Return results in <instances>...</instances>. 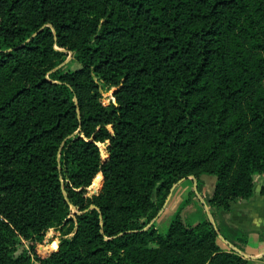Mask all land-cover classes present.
I'll return each mask as SVG.
<instances>
[{
  "label": "trees",
  "instance_id": "trees-1",
  "mask_svg": "<svg viewBox=\"0 0 264 264\" xmlns=\"http://www.w3.org/2000/svg\"><path fill=\"white\" fill-rule=\"evenodd\" d=\"M189 173L264 194V0H0V264H248L150 224Z\"/></svg>",
  "mask_w": 264,
  "mask_h": 264
},
{
  "label": "crops",
  "instance_id": "crops-1",
  "mask_svg": "<svg viewBox=\"0 0 264 264\" xmlns=\"http://www.w3.org/2000/svg\"><path fill=\"white\" fill-rule=\"evenodd\" d=\"M201 179L203 182L207 181L203 177ZM215 181V177H210L211 191L209 190L210 187L203 186V188L201 187V195L196 194L193 198L195 202L191 204H198L201 210L196 212L195 209V211L192 212L191 210L189 213L194 215L203 214L206 219H208V213L212 215L215 230L218 234L216 243L220 249L233 251L231 247H234L248 256V258H245L248 260V264H264V194L260 193V185L263 179L256 183L250 199L235 202L231 205L229 211L217 212L213 215V210L207 204V200L213 194ZM180 186H183V184L177 185L175 190L179 189ZM178 198L175 202L173 201V206L175 203H177V206L181 203L182 200H178ZM200 217L202 218V215ZM198 222L200 220L197 218L194 224Z\"/></svg>",
  "mask_w": 264,
  "mask_h": 264
},
{
  "label": "rangeland",
  "instance_id": "rangeland-1",
  "mask_svg": "<svg viewBox=\"0 0 264 264\" xmlns=\"http://www.w3.org/2000/svg\"><path fill=\"white\" fill-rule=\"evenodd\" d=\"M63 66H65L66 68L73 70L76 69L78 67L77 64L72 62L71 56L69 54V56L66 58V60L62 63ZM98 86H99V91L102 94V102L103 103H108L109 101L113 100L112 98V92L113 89L108 88L107 86L103 85L101 82H98ZM99 147L101 148V150L103 151V146L99 144ZM204 172V171H202ZM204 178V180H207L206 182L202 181L201 178ZM213 177L211 175H208L206 173H198V177H195L192 173H189L185 178H183L180 182H178L177 184H175L174 186H172V188L169 190V193L167 195L164 207L162 208V210L160 211L157 219H155L154 221L150 222V224L155 223V228L161 232V233H165L169 227V224L171 222V219L173 218V216L175 215L177 209L179 208L180 204L177 206V203L174 204L173 206V201L175 202V200L178 198L183 200H186L189 195L188 192L192 191L194 193V196L197 195H201V187L203 188V186H207L210 187V191L212 189V184L209 182V178ZM256 183H259V181L262 179L261 177L256 176ZM183 184V186H180L179 189H176V186L179 184ZM205 184V185H204ZM215 186V184H214ZM184 188V189H183ZM183 189V190H182ZM98 189H88V195L91 194H96L98 192ZM179 190V191H177ZM182 190V193H181ZM194 196L191 199V203L195 202L194 201ZM181 201V202H182ZM188 203L184 208L181 209L180 211V217L182 220V223L184 225H194L195 220H197V218L202 221L204 219H206L205 217H203V214H196L194 215L193 213H189L193 211L199 212V210H201L200 206L196 203ZM176 206V207H175ZM72 211H74L73 207H70ZM202 215V218L200 217ZM149 227V224L144 228L147 229ZM49 234L52 236L51 242L44 245L43 246V253H50L51 251H53L54 249H56L60 242H61V237H60V233L58 231H56L55 229H51ZM27 242L21 238H17V244H16V252L15 254H20L22 252H24V250L28 249L27 246ZM41 252V253H42Z\"/></svg>",
  "mask_w": 264,
  "mask_h": 264
},
{
  "label": "water",
  "instance_id": "water-1",
  "mask_svg": "<svg viewBox=\"0 0 264 264\" xmlns=\"http://www.w3.org/2000/svg\"><path fill=\"white\" fill-rule=\"evenodd\" d=\"M90 208H94V207L91 206ZM207 216H208V221H209V223H210V224L214 227V229H215L214 221H213V217H212V215L208 213ZM231 248H232V250H233L235 253L239 254L240 256H242V257H244V258H248V256H246L245 254L241 253L240 251H238V250L235 249L234 247H231ZM263 256H264V254H263Z\"/></svg>",
  "mask_w": 264,
  "mask_h": 264
}]
</instances>
